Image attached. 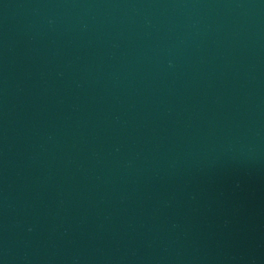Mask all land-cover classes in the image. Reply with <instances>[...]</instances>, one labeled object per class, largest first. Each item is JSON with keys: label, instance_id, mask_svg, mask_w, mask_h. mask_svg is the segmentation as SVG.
<instances>
[{"label": "water", "instance_id": "obj_1", "mask_svg": "<svg viewBox=\"0 0 264 264\" xmlns=\"http://www.w3.org/2000/svg\"><path fill=\"white\" fill-rule=\"evenodd\" d=\"M0 264H264V0H0Z\"/></svg>", "mask_w": 264, "mask_h": 264}]
</instances>
